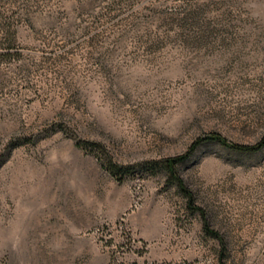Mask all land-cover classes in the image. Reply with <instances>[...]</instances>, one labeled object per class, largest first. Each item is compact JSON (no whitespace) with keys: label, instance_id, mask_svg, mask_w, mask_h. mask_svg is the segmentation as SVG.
<instances>
[{"label":"rangeland","instance_id":"obj_1","mask_svg":"<svg viewBox=\"0 0 264 264\" xmlns=\"http://www.w3.org/2000/svg\"><path fill=\"white\" fill-rule=\"evenodd\" d=\"M213 133L264 138V0H0V264H264V146Z\"/></svg>","mask_w":264,"mask_h":264},{"label":"trees","instance_id":"obj_2","mask_svg":"<svg viewBox=\"0 0 264 264\" xmlns=\"http://www.w3.org/2000/svg\"><path fill=\"white\" fill-rule=\"evenodd\" d=\"M209 140H215V141H218V142H220L226 146H229V147L234 148V149L242 150V151H257L264 146V138L255 145H240V144H234V143L229 142L225 137H223L220 134H217V133L214 134L213 133V134H210L208 136H205V137L198 139L194 143V145L192 146V149H194L197 145L204 143L206 141H209ZM77 143H78V145H81L83 147H85V144H86L85 142H82V141H78ZM189 155H190V153L189 154L187 153V154L178 155L176 157L168 158L164 162H162V165L168 171L169 177L172 180V182H174L176 184V186L179 188V190L187 198L188 205L189 206H198L196 204L194 193L187 186L184 179L180 176V174L177 170L178 163L185 160ZM1 164H2V161H0V165ZM109 169H110V171H112L113 173L116 174L118 172L119 173L124 172L125 169H127V167H122V166H119L113 162H110ZM204 227L206 230L209 229V224H208V221L206 219H205Z\"/></svg>","mask_w":264,"mask_h":264}]
</instances>
